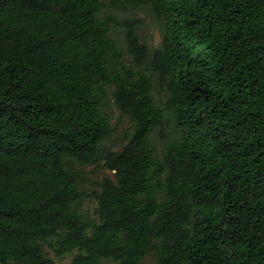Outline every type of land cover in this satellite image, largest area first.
<instances>
[{"label":"trees","instance_id":"obj_1","mask_svg":"<svg viewBox=\"0 0 264 264\" xmlns=\"http://www.w3.org/2000/svg\"><path fill=\"white\" fill-rule=\"evenodd\" d=\"M47 250L264 264V0H0V264Z\"/></svg>","mask_w":264,"mask_h":264},{"label":"rangeland","instance_id":"obj_2","mask_svg":"<svg viewBox=\"0 0 264 264\" xmlns=\"http://www.w3.org/2000/svg\"><path fill=\"white\" fill-rule=\"evenodd\" d=\"M137 15L143 18V35L147 38V41H149L150 43H157L159 40V32L155 23L153 22L152 17L150 15H145L142 13H139ZM108 112L110 114L113 132L107 144H118L126 135L129 122L126 118L119 115L117 109L115 108L111 100L108 103ZM170 130L171 128L168 127L165 129V132L169 133ZM84 169L86 171L84 190L89 195L91 191L97 189L98 184L104 177H111V173L100 165H88L85 166ZM80 209L85 215H88L90 217L95 216V202L91 196L86 197V200L81 205ZM47 254L52 259H54L57 264H68L70 263L75 252L67 253L59 259L56 258V256L49 250H47ZM154 261L155 260L153 255L149 254L144 258L142 264H154Z\"/></svg>","mask_w":264,"mask_h":264}]
</instances>
